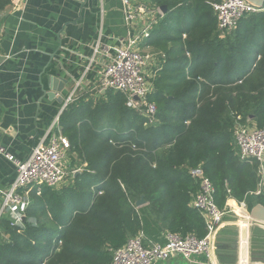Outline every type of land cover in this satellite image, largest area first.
Masks as SVG:
<instances>
[{"label": "trees", "instance_id": "obj_1", "mask_svg": "<svg viewBox=\"0 0 264 264\" xmlns=\"http://www.w3.org/2000/svg\"><path fill=\"white\" fill-rule=\"evenodd\" d=\"M150 1L167 8L147 40L165 56L147 96L156 124L145 126L112 90L63 110L60 132L86 168L65 187L31 193L26 219L35 226L0 220V264H111L112 251L139 233L156 242L165 231L203 238V219L190 207L198 169L220 209L227 190L236 202L256 191V164L238 159L233 131L237 118L264 127V12L221 39L216 0ZM9 4L0 0V12ZM141 196L146 204L135 208ZM253 200L264 207V197Z\"/></svg>", "mask_w": 264, "mask_h": 264}, {"label": "built area", "instance_id": "obj_2", "mask_svg": "<svg viewBox=\"0 0 264 264\" xmlns=\"http://www.w3.org/2000/svg\"><path fill=\"white\" fill-rule=\"evenodd\" d=\"M22 1L24 0H10L7 7H13ZM121 2L128 26L135 24L137 20H148V26L137 33H128L118 48L102 44L98 39L92 48L91 58H88L90 64L98 59L101 66L94 90L97 94L107 90L122 94L125 106L140 113L145 126H151L157 122V107L147 102V96L153 90L150 80L152 82L155 78L165 56L162 53L153 55L142 52L141 43L148 40L151 31L163 19L164 14L155 5L141 2L131 4L130 0ZM211 8L217 20L218 37L221 39L226 33L234 31L244 17L264 12V5L258 7L246 0H216ZM80 87L81 80L76 82L74 91L65 100L60 113L77 100L74 94ZM59 116L53 123V128L58 132H53L47 143L43 141L36 144L24 160L14 157L0 145V156L14 167V180L11 185L6 189L0 187V220L6 219L11 228L23 229L25 221L35 226L34 219H26V211L31 205V193L38 195L42 187L57 190L68 178L72 180L86 168V164H72L71 161L68 164L71 146L69 140L59 131ZM239 119L237 118L238 122L233 131L235 154L241 162L256 164L257 188L246 199L264 197V127L257 128L249 120L246 124H241ZM192 177L198 182L199 189L192 196L190 207L203 219L205 236L198 238L190 233L180 235L165 231L161 234L160 241L156 242L139 233L112 251L111 264H160L171 260H182L190 264H220L217 263L214 248L218 232L227 225H237L226 220L228 216L235 215L234 208L243 211L246 215L243 219L249 222L250 211L246 199L236 202L230 196L229 190V197L220 209L214 201L215 190L209 179L200 169L193 171ZM237 227L239 246V226ZM248 250L249 236L246 239L249 258ZM195 258H202L204 261H195ZM250 260L249 258V262Z\"/></svg>", "mask_w": 264, "mask_h": 264}, {"label": "crops", "instance_id": "obj_3", "mask_svg": "<svg viewBox=\"0 0 264 264\" xmlns=\"http://www.w3.org/2000/svg\"><path fill=\"white\" fill-rule=\"evenodd\" d=\"M147 26L148 20L128 26L121 0H24L6 7L0 13V145L24 160L36 144L47 143L58 132L53 123L77 81V100L96 101L104 95L94 90L99 60L88 61L98 39L118 48L128 33ZM141 44L153 49L147 40ZM69 160L78 164L76 155L69 154ZM13 180V165L0 156V187L8 188ZM239 234V244L245 247L247 232Z\"/></svg>", "mask_w": 264, "mask_h": 264}, {"label": "rangeland", "instance_id": "obj_4", "mask_svg": "<svg viewBox=\"0 0 264 264\" xmlns=\"http://www.w3.org/2000/svg\"><path fill=\"white\" fill-rule=\"evenodd\" d=\"M138 2L150 4V5H155L150 0H139ZM141 50L144 53H149V54H153V55L157 54V52L154 49H148L147 47H145V46L143 47L142 45H141ZM234 148H235V146H234ZM71 163H73V162H71ZM68 164H70V160L68 161ZM70 169H72V168H70ZM70 182H71V180L68 178L67 181L64 182V184H63L64 187L67 186ZM246 202L253 204L252 208H254L256 206L255 201L253 200V197H249ZM234 211H235V215L233 214L232 216H228L226 218V220L228 222H231V223H236L238 226L240 225L241 227L247 226V225L242 224V221H245L243 219V217L241 216L243 213H241L240 210H238L237 208H234ZM252 229H253V227H251V226L249 227V229L239 227V233H241V235L244 236L245 232H247V237L249 236V250L248 251H249V258L251 259L250 260L251 263L252 264H264V236H263L264 229L258 228L259 231H257L255 233V234H257L256 235L257 237H255V238H253L251 235ZM246 239L247 238H245L244 240H246ZM243 248H245V250H243ZM194 260L199 261V262L204 261L202 258H195ZM217 263H218V259H217ZM236 263L237 264H249L248 263V252L246 251V245H245V247H241V244H239L238 262L236 261ZM160 264H190V263L182 261V260H176V261L163 262Z\"/></svg>", "mask_w": 264, "mask_h": 264}, {"label": "water", "instance_id": "obj_5", "mask_svg": "<svg viewBox=\"0 0 264 264\" xmlns=\"http://www.w3.org/2000/svg\"><path fill=\"white\" fill-rule=\"evenodd\" d=\"M248 1L249 3L253 4V5H256L258 7H262L264 5V0H246ZM160 10L163 12V14L166 13L167 11V8L166 6H160L159 7ZM62 89L61 86H59L58 88V92H60ZM102 94L105 93V91H102L101 92ZM59 102L61 101L60 99L58 100ZM249 119H252V117H250ZM146 204L145 200H144V197L141 196L136 202H135V208H140L142 206H144ZM250 219H251V222H252V225H251V222H250V226L253 227V228H262L264 229V207L261 206V205H256L254 208H252L250 210ZM227 236H229V238H231V241L233 243V246H232V250L234 251V256L236 257L237 256V253H236V250H237V247H238V227L237 225H227L225 226L224 228H222L218 234H217V237H216V241H215V255L218 259V262H221L223 264L225 260H223V249L225 248V245H223V242L222 240L224 238H226Z\"/></svg>", "mask_w": 264, "mask_h": 264}, {"label": "flooded vegetation", "instance_id": "obj_6", "mask_svg": "<svg viewBox=\"0 0 264 264\" xmlns=\"http://www.w3.org/2000/svg\"><path fill=\"white\" fill-rule=\"evenodd\" d=\"M223 245H225V248L223 249V260L225 264H235L236 260H237V256H234V251L232 250V246L233 243L231 241V238H229V236H227L226 238H224L222 240ZM238 249V247H237ZM237 253V250H236ZM220 264H223L221 262H219Z\"/></svg>", "mask_w": 264, "mask_h": 264}, {"label": "bare ground", "instance_id": "obj_7", "mask_svg": "<svg viewBox=\"0 0 264 264\" xmlns=\"http://www.w3.org/2000/svg\"><path fill=\"white\" fill-rule=\"evenodd\" d=\"M241 211V210H240ZM243 214L242 215H244V218H246V215L244 214V212L243 211H241ZM243 217V216H242ZM242 224L243 225H247V226H249L250 225V222L249 221H247L246 222V220L245 221H242ZM251 225H252V222H251ZM238 249H239V246H238ZM248 263L249 264H252L251 262H249V258H248Z\"/></svg>", "mask_w": 264, "mask_h": 264}]
</instances>
